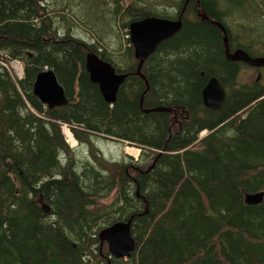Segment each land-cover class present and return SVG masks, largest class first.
<instances>
[{
    "label": "trees",
    "instance_id": "1",
    "mask_svg": "<svg viewBox=\"0 0 264 264\" xmlns=\"http://www.w3.org/2000/svg\"><path fill=\"white\" fill-rule=\"evenodd\" d=\"M53 1L58 7L0 0V264H264V197L255 206L244 202L264 193V88L238 84L239 65L225 60L219 30L185 14L180 32L143 64L144 81L131 46L119 53L114 27L118 15L125 29L127 21L157 15L133 11L134 0H109L114 13L106 25L89 20L75 0ZM207 1L213 10L220 5L217 20L225 24L242 10L247 54L264 57L252 51L264 39L257 23L247 25L250 14L264 11V0ZM100 6L96 13L104 12V0ZM110 33L111 42L102 39ZM101 41L107 43L98 52ZM88 53L128 74L111 105L89 79ZM13 60L24 64L16 81L4 67ZM44 69L54 72L66 106L48 109L33 95ZM211 77L228 90L217 111L202 105ZM157 107L173 108L178 123L173 114L143 111ZM63 124L76 147L66 144ZM201 131L207 135L198 140ZM97 138L138 147L139 159L112 162L94 145ZM113 191L114 200L100 205ZM129 219L135 249L124 259L110 257L99 233Z\"/></svg>",
    "mask_w": 264,
    "mask_h": 264
},
{
    "label": "water",
    "instance_id": "2",
    "mask_svg": "<svg viewBox=\"0 0 264 264\" xmlns=\"http://www.w3.org/2000/svg\"><path fill=\"white\" fill-rule=\"evenodd\" d=\"M201 20L218 27L223 32V43L227 58L231 60L236 59L243 61L253 68L264 67V57L253 58L241 50L230 54L228 48V38L223 25L219 22L210 20L205 15H201ZM181 25L180 18L173 21L158 17H146L129 23L128 30L130 34V43L133 47L134 59L138 63L135 72L137 76L146 81L145 77L141 74L143 64L152 54L155 53L157 47L163 41L180 31ZM85 69L89 75L91 83L98 86L104 101L107 104H113L116 100L117 92L120 86L124 83L125 79L128 77V74L117 73L110 63L102 61L97 55L92 53H88L86 55ZM147 89L148 88H146V90ZM32 92L33 95L37 97V99H39V101L48 109L61 108L66 106L68 103L64 89L58 83L54 72L51 70L44 69L37 74ZM201 95L203 106L206 109L217 111L221 109L225 103V92L217 78L212 77L208 80L201 92ZM141 104L142 98L140 100V105ZM140 107L142 108V106ZM143 111L145 113L170 112V109L157 107L153 109H143ZM159 155L160 154H158V156ZM154 164L155 160L146 169L145 173H147L154 166ZM135 194L137 197H140L138 188L136 189ZM263 197V192L247 194L244 198V202L247 205L255 206L262 202ZM131 222L132 219H129L127 222L115 223L113 226L104 229L99 233L101 243L105 242L107 244L110 257L115 259H124L129 257L131 252L135 249V242L130 233Z\"/></svg>",
    "mask_w": 264,
    "mask_h": 264
},
{
    "label": "rangeland",
    "instance_id": "3",
    "mask_svg": "<svg viewBox=\"0 0 264 264\" xmlns=\"http://www.w3.org/2000/svg\"><path fill=\"white\" fill-rule=\"evenodd\" d=\"M104 1L106 4V8L103 11L105 13L104 12L96 13V10L101 7L100 5H101L102 0H75V5L79 6L80 4H83V11L89 10V15H88L89 20L91 19V21H93V20L97 21L100 18L99 21L102 24L106 22V25H107V23H109V25H110V20L108 17L110 15L113 16L114 10H113V7H112L109 0H104ZM134 1H135L136 7L132 8L133 11H139L141 13L142 12H151L153 15H157V17L161 18L163 16L167 17V15H173V14H174L173 16H175L176 10H174V8L176 7V5H179L180 0H134ZM260 1H262V0H260ZM49 3L53 7H58L55 5L53 0H49ZM122 3L124 6H126L128 4V0H124ZM69 8H71V7H69ZM74 9H76V8L74 7ZM67 12H69L68 8L65 9V13H67ZM242 14H243L242 10H240V9L235 10L234 9L231 12V18L226 20V24L229 27L233 37L241 36L242 39L244 40V35L241 32H239V30L241 29L240 25L242 24V22H244V18H240V17H242ZM115 17H117V16H115ZM237 17H238V19H236ZM249 17H250V19H249V21H247L248 28H251V26H255L253 24H254V22H256L257 23L256 32L257 31L260 32V34H258V36L264 38V25L262 24L264 22V11L262 10L259 13L253 12L252 14L249 15ZM117 19H118L119 25L117 23V25H116V27H114V29H115V33L120 37V40H121V43L120 44L118 43L119 44V50L118 51H119V53L124 55V54L128 53V49L130 47V44L128 42V35H126V31H128V29L122 28V22H124L126 19H122L121 15H118ZM245 22H246V20H245ZM239 23H240V25H239ZM96 31H97V33H100V27H96ZM112 36L113 35L110 33V35H108V36L105 35L102 39L110 40L109 42H111ZM252 37L255 38L254 35H252ZM95 39H96L95 35H93V37L91 38L90 41L92 42ZM263 40H261L259 42H262ZM259 42L254 44V48L252 49V51L256 54H263L264 53V45L263 44L259 45ZM104 43H107V42L101 41L100 47L98 48V52L104 51V48L102 46V45H104ZM5 66L9 67L13 71V74L17 79H20L23 77L24 64L22 62H20V64L18 63L16 65L15 61H10L8 64H5ZM261 71H262L261 74H263L264 70H261ZM256 77H257V72L253 71V70L251 71L247 68V73L244 70L240 72L239 77H238V82L241 84H244V83L252 84V82L255 80ZM261 83L264 85V78L261 81ZM64 129L67 130L66 128H64ZM65 133H66V131H65ZM206 135H207V132H202L201 134L198 135V140H201ZM67 142H68L67 144L69 145V148H72V147L74 148L77 145V143H76L73 146L70 142V139L67 140ZM94 142H95L94 145L98 148V150L101 151L102 155L105 156L109 160H113L112 162L121 161L123 159V157L131 158L135 162V159L133 157H137V155L139 153V151H138L139 148H137L135 146L124 145V147H123L122 145H119L116 142L103 140L100 138L94 139ZM125 147H129V148H125ZM131 150H134V152ZM125 153H127V154H125ZM156 154H157L156 151H154V153L151 152L150 154H148V158L146 160V163L147 164L151 163L152 159L156 156ZM80 156L82 158V155H80ZM83 156H84V153H83ZM139 156H140V154H139ZM137 188L139 189L138 185L136 184V189ZM115 195H116V192L113 191V193L108 198L101 200L99 204L100 205L109 204L114 199ZM103 246H104L103 250L106 251L107 250L106 245L103 244Z\"/></svg>",
    "mask_w": 264,
    "mask_h": 264
},
{
    "label": "flooded vegetation",
    "instance_id": "4",
    "mask_svg": "<svg viewBox=\"0 0 264 264\" xmlns=\"http://www.w3.org/2000/svg\"><path fill=\"white\" fill-rule=\"evenodd\" d=\"M180 4H181V8H180L179 11H178V9H174V10H176V12H175L176 15L175 16H173L174 14L173 15H167V18H165V19H169V20L175 21L178 18H180L181 19V24H182L181 25V28H182L183 25H184L183 24L184 23L183 17H184L185 14H188L187 17H186V20L187 21L194 22L195 21L194 17H198L201 20V15L207 16L204 10H212V15H213L214 19H210L208 16L207 17L210 20H212V21L221 23L223 25V27L225 28L226 35H227V38H228V48H229L230 54H233V53H235L236 51H239V50H241V51H243L244 53L247 54V34L244 35V40L242 39L241 36L233 37L232 36V33H231L230 29H229V27L223 22V19L217 20L218 19V16L217 15L219 14V12H221V9H222V8H220V5L219 4H217V10H215V9L213 10V5L209 1H207V0H180ZM222 16L230 17L227 14H223ZM146 17H150V16H146ZM146 17H143V18H146ZM138 20H141V19H138ZM138 20H132V21H138ZM132 21H127V23H130ZM201 22H203V21L201 20ZM186 23L188 24V22H185V24ZM204 23H206V22H204ZM207 24H210V23H207ZM214 27H216V26H214ZM181 28H180V30H181ZM216 28L219 30L220 37L219 36L218 37L221 38V43H222V46H223V56H224L225 60L228 61L231 64H238L239 65V67H238L239 71H238V76L236 78V81L238 82V77H239V74H240L241 71L244 70L247 73V66H248V69L249 70H251V71L253 70V71H256L257 72V77L252 82V84H259L260 87L264 88V85L261 83V81L264 78L263 77L264 76V73L261 74V72H262L261 70H264V67H261V68H253V67H250L249 65H247L243 61L236 60V59L231 60V59L227 58L226 57V53H225L224 43H223V37H224L223 32L218 27H216ZM175 35H173L172 37H174ZM170 38H168V39H170ZM167 40H165V41H167ZM165 41H163V42H165ZM214 78H216V77H214ZM220 84L222 85V87L224 89L225 99H226V92H228V90L225 88V86L221 82H220ZM226 84L227 83H225V85ZM238 84L243 85V86H247V83L241 84V83L238 82ZM203 88H202V90H203ZM202 90H201V92H202ZM201 99H202V95H201ZM202 105H203V103H202ZM175 108H178V107H175ZM168 109H170V112H167V113H170V114H173L174 115L173 116V122L177 124L178 122L175 119L176 116H177V114L175 113L174 109L173 108H168ZM178 109H181V112H180V115L181 116L180 117L181 118L184 117L186 120H188V115L184 111V109L183 108H178ZM202 132L203 131H201L199 134H201Z\"/></svg>",
    "mask_w": 264,
    "mask_h": 264
},
{
    "label": "bare ground",
    "instance_id": "5",
    "mask_svg": "<svg viewBox=\"0 0 264 264\" xmlns=\"http://www.w3.org/2000/svg\"><path fill=\"white\" fill-rule=\"evenodd\" d=\"M67 136L69 137L71 144H72V145H75V144H76V141H75V139L72 137V135H71L69 132H67ZM121 142H122V141H121ZM128 151H129V150H128ZM131 151L134 152V150H131Z\"/></svg>",
    "mask_w": 264,
    "mask_h": 264
}]
</instances>
